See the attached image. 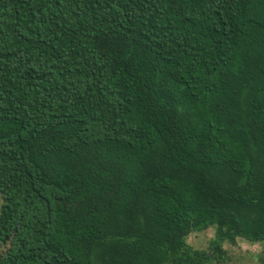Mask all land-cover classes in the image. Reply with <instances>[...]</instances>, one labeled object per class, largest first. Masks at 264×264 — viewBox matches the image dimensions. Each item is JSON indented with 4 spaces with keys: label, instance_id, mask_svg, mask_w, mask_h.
<instances>
[{
    "label": "trees",
    "instance_id": "1",
    "mask_svg": "<svg viewBox=\"0 0 264 264\" xmlns=\"http://www.w3.org/2000/svg\"><path fill=\"white\" fill-rule=\"evenodd\" d=\"M239 238L264 264V0H0V264Z\"/></svg>",
    "mask_w": 264,
    "mask_h": 264
},
{
    "label": "rangeland",
    "instance_id": "2",
    "mask_svg": "<svg viewBox=\"0 0 264 264\" xmlns=\"http://www.w3.org/2000/svg\"><path fill=\"white\" fill-rule=\"evenodd\" d=\"M214 233V227L192 232L186 242L195 249L205 250ZM223 249L227 251L228 258L222 264H259L258 257L262 254L263 246L262 243H250L239 238L233 245L224 243Z\"/></svg>",
    "mask_w": 264,
    "mask_h": 264
}]
</instances>
